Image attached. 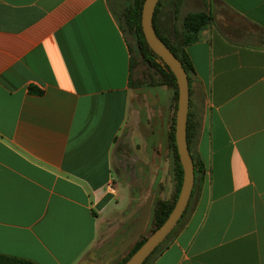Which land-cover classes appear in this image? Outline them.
I'll return each instance as SVG.
<instances>
[{
    "label": "crops",
    "instance_id": "crops-1",
    "mask_svg": "<svg viewBox=\"0 0 264 264\" xmlns=\"http://www.w3.org/2000/svg\"><path fill=\"white\" fill-rule=\"evenodd\" d=\"M221 2L231 12L185 47L197 164L190 198L146 264H264V47L255 39L264 0ZM129 58L109 0H0L1 253L114 264L146 205L143 229L151 224L158 187L131 223L116 219L123 196L113 168L125 174L115 156L135 122L148 140L153 131L129 85ZM152 87L149 101L169 128L172 91ZM109 216L114 236L101 229Z\"/></svg>",
    "mask_w": 264,
    "mask_h": 264
},
{
    "label": "trees",
    "instance_id": "trees-1",
    "mask_svg": "<svg viewBox=\"0 0 264 264\" xmlns=\"http://www.w3.org/2000/svg\"><path fill=\"white\" fill-rule=\"evenodd\" d=\"M144 0H127L126 4L120 10V20L117 19L121 30L123 33L125 30L128 32L132 38L133 44H128L129 46V85L131 87H137L141 85L148 86H158L165 85L172 91V102H173V113L170 120L169 128L167 131V142L170 149V156L172 158V171H173V181L174 190L170 199H157L152 205V216L151 224L146 233L141 234V236L130 246L127 253L120 257L114 264H122L124 261L144 242L146 237L156 229L162 222L166 219L169 212L171 211L176 198L178 196L181 182H182V166L179 161L176 143H175V112L177 109V98L178 89L176 84V79L173 72L169 67L161 60V58L148 46L141 27V10ZM178 0H159L156 4L154 14H153V25L157 35L163 40V42L170 48L174 55L181 61L183 67L187 71L188 80H190V72L193 71L192 64L189 57L185 51V47L195 41L198 38L199 31L204 28L209 23L213 22L216 0L206 1L205 9L189 12L182 18V30L178 32L172 27L166 34L161 33L157 27V20L162 9L166 6L165 2L171 3L174 7L178 5ZM221 2V0H218ZM230 12L223 2H221ZM229 12V13H230ZM115 14V13H114ZM228 12L224 15L227 16ZM116 16V15H115ZM117 18V16H116ZM255 39L260 46L264 47V29L262 27L256 26ZM139 64L142 70L141 81H135L132 76V69L135 65ZM33 92H40L39 90H34L30 88ZM187 145L190 151V119L189 113L187 116V128H186ZM192 157V154H191ZM193 159L194 169L196 168V162ZM185 210L183 211L180 219L177 221L174 228L170 231L167 237L154 249V251L147 257L143 262L153 260L158 256L163 249L168 245V239L171 233L174 231L175 227L183 217ZM137 214L136 218L139 216ZM0 264H37L29 259L20 258L12 255H6L0 252Z\"/></svg>",
    "mask_w": 264,
    "mask_h": 264
},
{
    "label": "rangeland",
    "instance_id": "rangeland-1",
    "mask_svg": "<svg viewBox=\"0 0 264 264\" xmlns=\"http://www.w3.org/2000/svg\"><path fill=\"white\" fill-rule=\"evenodd\" d=\"M127 0H109L113 12L120 20V10L126 4ZM207 0H178V5L174 7L171 3H166L164 7L167 9V13L164 15V21L166 24L175 28L178 32L182 30V18L186 13L194 12L205 9ZM174 9H173V7ZM214 20H223V14L225 15L230 11L221 4L218 0L215 1ZM158 24V20H157ZM124 35L128 41V44H133L132 38L125 30ZM144 68V67H143ZM139 64L135 65L132 69V76L135 81H141V75L143 69ZM152 86L141 85L134 87L135 98L137 102L142 106L145 111L150 126V139L148 140L143 134L140 121L135 122L133 125V132L129 130L127 138L122 142V146L119 147L118 154L115 156L118 164L123 168L125 176L121 175L119 171L114 167L113 174L116 179L119 194L123 196L122 200V214L123 216H116V219H123L131 223L137 212L141 209L143 204L148 201L144 198L145 195H150L152 189H157L155 198L170 199L173 194L174 181L173 171L170 165V149L167 142L168 122H162L163 111L158 107V103H150L148 98V89H152ZM141 97V99H140ZM136 100L134 101L136 103ZM121 151V152H120ZM120 153V154H119ZM126 182H125V181ZM158 182H160L158 186ZM144 198V199H143ZM153 197L151 196V200ZM155 202V201H154ZM150 203V201H149ZM151 218V217H150ZM114 221L113 216H109L101 224L102 231L111 232V236L116 235L114 228L111 225ZM114 227L115 224H113ZM150 222L147 223L145 229L131 240L126 249H123L121 257H123L130 246L149 229ZM108 228V229H107ZM121 231L119 229L117 232ZM133 233L126 238L125 242L133 236ZM169 240V239H168ZM127 244V243H126Z\"/></svg>",
    "mask_w": 264,
    "mask_h": 264
},
{
    "label": "water",
    "instance_id": "water-1",
    "mask_svg": "<svg viewBox=\"0 0 264 264\" xmlns=\"http://www.w3.org/2000/svg\"><path fill=\"white\" fill-rule=\"evenodd\" d=\"M159 0H144L141 10V27L148 46L161 58L173 72L177 89V109L175 112V143L182 166V182L176 201L166 219L154 229L144 242L122 264H143L154 249L167 237L180 219L190 198L194 182V163L187 145L186 128L189 104L188 74L181 61L174 55L170 48L157 35L153 25V14ZM147 206V205H146ZM145 206V207H146ZM143 207L136 218V227L133 229L131 240L141 232L146 219V209Z\"/></svg>",
    "mask_w": 264,
    "mask_h": 264
}]
</instances>
